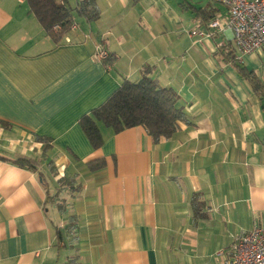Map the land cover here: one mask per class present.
<instances>
[{
  "label": "crops",
  "instance_id": "crops-1",
  "mask_svg": "<svg viewBox=\"0 0 264 264\" xmlns=\"http://www.w3.org/2000/svg\"><path fill=\"white\" fill-rule=\"evenodd\" d=\"M95 3L99 18L73 12L55 43L24 0H0V264H223L264 224V94L243 76L264 87V51L240 56L225 7L208 0ZM146 67L186 121L158 142L97 122L93 149L79 119Z\"/></svg>",
  "mask_w": 264,
  "mask_h": 264
},
{
  "label": "trees",
  "instance_id": "trees-1",
  "mask_svg": "<svg viewBox=\"0 0 264 264\" xmlns=\"http://www.w3.org/2000/svg\"><path fill=\"white\" fill-rule=\"evenodd\" d=\"M24 1L29 13L55 43H59L74 24L73 12L87 22L96 21L100 15L95 0H78L74 8L70 6L69 0ZM191 10L197 18L207 22L213 19L202 9L191 8ZM111 60V56L108 55L107 59L102 61L103 66L108 68ZM243 76L257 94L261 92L264 94V87L253 74L243 72ZM185 121V114L178 105L177 94L170 88L160 87L150 77V69L146 67L141 71L137 82L124 81L104 103L93 109L89 115L82 116L79 119V126L91 147L98 149L102 145V139L97 122L112 129L114 133L142 127L153 142H158L161 138H172L177 132L178 123ZM14 163L22 168L34 171L37 169V163L28 158L16 159ZM103 166L104 161L99 159L87 164L90 171L98 170ZM41 179L44 180L42 175Z\"/></svg>",
  "mask_w": 264,
  "mask_h": 264
},
{
  "label": "built area",
  "instance_id": "built-area-1",
  "mask_svg": "<svg viewBox=\"0 0 264 264\" xmlns=\"http://www.w3.org/2000/svg\"><path fill=\"white\" fill-rule=\"evenodd\" d=\"M226 9V28L232 32L235 49L240 56L264 51V0H208ZM209 30H221L219 21L212 20ZM75 25L71 26L74 29ZM211 35L210 33H208ZM192 36L202 33L192 32ZM107 52L96 47L93 59L102 62ZM241 62V57L237 58ZM223 264H264V224L234 239L228 254L220 253Z\"/></svg>",
  "mask_w": 264,
  "mask_h": 264
},
{
  "label": "rangeland",
  "instance_id": "rangeland-1",
  "mask_svg": "<svg viewBox=\"0 0 264 264\" xmlns=\"http://www.w3.org/2000/svg\"><path fill=\"white\" fill-rule=\"evenodd\" d=\"M65 176H67L66 173H65ZM51 181H52V183H53V180H51ZM60 187H63V188H64V185H61ZM62 197L65 199V200H64V207L67 208L68 212H71V209H73V206H72L73 203H71V201L68 200V196H67V195H64V194H63ZM66 201H69V202L65 204ZM62 202H63V201H62ZM70 204H71V205H70ZM70 206H72V208H71Z\"/></svg>",
  "mask_w": 264,
  "mask_h": 264
}]
</instances>
